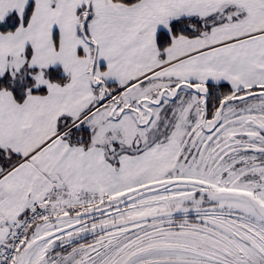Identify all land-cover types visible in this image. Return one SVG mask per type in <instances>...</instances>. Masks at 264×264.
Segmentation results:
<instances>
[{
  "label": "snow or ice",
  "instance_id": "obj_1",
  "mask_svg": "<svg viewBox=\"0 0 264 264\" xmlns=\"http://www.w3.org/2000/svg\"><path fill=\"white\" fill-rule=\"evenodd\" d=\"M0 264H264V0H0Z\"/></svg>",
  "mask_w": 264,
  "mask_h": 264
}]
</instances>
